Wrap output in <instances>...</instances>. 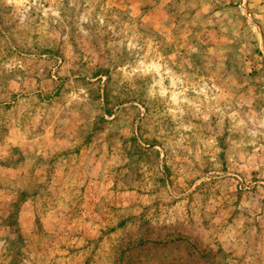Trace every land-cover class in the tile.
<instances>
[{"label": "rangeland", "instance_id": "374dc122", "mask_svg": "<svg viewBox=\"0 0 264 264\" xmlns=\"http://www.w3.org/2000/svg\"><path fill=\"white\" fill-rule=\"evenodd\" d=\"M0 264H264V0H0Z\"/></svg>", "mask_w": 264, "mask_h": 264}, {"label": "crops", "instance_id": "0c3cea01", "mask_svg": "<svg viewBox=\"0 0 264 264\" xmlns=\"http://www.w3.org/2000/svg\"><path fill=\"white\" fill-rule=\"evenodd\" d=\"M16 125H17L16 128L19 129L20 127H19L18 122H17ZM10 132H12L11 135L14 134L15 137L18 138V136H16V131H13V130L10 129ZM11 135H10L9 133L7 134L8 137L11 136ZM19 138L22 139V135L19 136ZM19 138H18V139H19ZM2 170H3L2 172H10V171H16L17 168H16V166H5ZM4 174H5L6 176H8V177L10 176L9 173H4ZM13 174L15 175L16 173H13Z\"/></svg>", "mask_w": 264, "mask_h": 264}]
</instances>
